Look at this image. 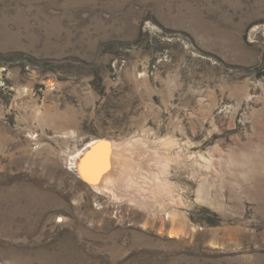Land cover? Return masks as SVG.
Returning <instances> with one entry per match:
<instances>
[{
    "label": "rangeland",
    "instance_id": "1",
    "mask_svg": "<svg viewBox=\"0 0 264 264\" xmlns=\"http://www.w3.org/2000/svg\"><path fill=\"white\" fill-rule=\"evenodd\" d=\"M0 264H264V0H0Z\"/></svg>",
    "mask_w": 264,
    "mask_h": 264
},
{
    "label": "bare ground",
    "instance_id": "2",
    "mask_svg": "<svg viewBox=\"0 0 264 264\" xmlns=\"http://www.w3.org/2000/svg\"><path fill=\"white\" fill-rule=\"evenodd\" d=\"M101 141L100 140H94V146H96L97 148L99 147H101L100 145H101ZM111 145V144H110ZM112 146H114L113 144L111 145V146H109V148H111ZM114 148V147H113ZM91 148H86V150H85V155L82 157V158H80V159H78V160H76V164L74 165V164H72V165H74V167L75 166H77V167H79V169H80V167H82V165H84V163L88 160H91V159H88V156L90 155V152H89V150H90ZM121 156V154H119V156H118V154L116 155V158L117 157H120ZM121 158V157H120ZM119 158V159H120ZM118 159V158H117ZM118 159V160H119ZM122 159V158H121ZM73 160V159H72ZM118 160H116V161H118ZM95 161V160H94ZM93 161V162H94ZM73 162V161H72ZM71 163V162H70ZM119 163V162H118ZM121 164V163H120ZM94 165V164H93ZM73 168V167H72ZM128 177V181L130 182V179H131V177L130 176H127ZM126 177V178H127ZM107 179H109L110 177H106ZM118 178V177H117ZM125 178V177H124ZM110 180V179H109ZM95 186V185H94ZM96 187V186H95ZM103 188V187H102ZM97 192H102L100 189L98 190V189H95ZM99 192V193H100ZM113 193V192H112ZM105 195V194H104ZM103 195V196H104ZM105 197V196H104ZM107 198L109 199V200H113V201H115L116 199H115V196H114V193H113V195L112 194H110V195H108L107 196ZM121 201V200H120ZM115 203V202H114ZM116 203H117V201H116ZM121 203V202H120ZM128 203H130V202H128ZM169 218V213L167 212V219Z\"/></svg>",
    "mask_w": 264,
    "mask_h": 264
},
{
    "label": "built area",
    "instance_id": "3",
    "mask_svg": "<svg viewBox=\"0 0 264 264\" xmlns=\"http://www.w3.org/2000/svg\"><path fill=\"white\" fill-rule=\"evenodd\" d=\"M161 216H163L165 219H167V212H162Z\"/></svg>",
    "mask_w": 264,
    "mask_h": 264
}]
</instances>
